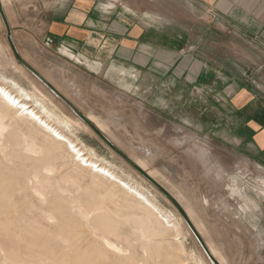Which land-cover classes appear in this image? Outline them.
<instances>
[{
	"label": "rangeland",
	"instance_id": "obj_1",
	"mask_svg": "<svg viewBox=\"0 0 264 264\" xmlns=\"http://www.w3.org/2000/svg\"><path fill=\"white\" fill-rule=\"evenodd\" d=\"M0 1L18 54L44 78L54 75L60 91L82 112L92 108L91 112L107 119L111 138L105 134L116 145L120 143L124 152L135 155L139 144L133 142L134 129L117 125L123 114L107 109L112 104L109 93L98 85L100 80L85 87L84 81L68 77L69 70L55 57L57 53H44L42 18L69 0ZM95 1L108 6L123 2ZM63 53L80 62L72 53ZM37 82L50 92L42 91ZM0 83L39 110L46 107L56 126L162 211L118 182L80 166L65 143L0 98V264H208L202 258V247L170 200L86 129L85 123L67 119L73 116L68 106L17 59L1 15ZM146 170L155 174L148 164ZM232 174L234 179L227 181L223 174L218 175L222 180L219 195H206L203 188L193 194L191 186H185L191 190V203L193 207L197 204V210L181 196V186L162 183L184 200L196 222L202 223L199 227L206 239L218 245L224 264H264L259 252L264 245L260 224L264 218V170L238 161ZM177 236L181 238L177 240Z\"/></svg>",
	"mask_w": 264,
	"mask_h": 264
},
{
	"label": "crops",
	"instance_id": "obj_2",
	"mask_svg": "<svg viewBox=\"0 0 264 264\" xmlns=\"http://www.w3.org/2000/svg\"><path fill=\"white\" fill-rule=\"evenodd\" d=\"M105 6L69 0L44 13V53L85 87L100 80L156 179L197 210L185 186L215 195L238 161L264 168V0Z\"/></svg>",
	"mask_w": 264,
	"mask_h": 264
},
{
	"label": "bare ground",
	"instance_id": "obj_3",
	"mask_svg": "<svg viewBox=\"0 0 264 264\" xmlns=\"http://www.w3.org/2000/svg\"><path fill=\"white\" fill-rule=\"evenodd\" d=\"M5 8V7H4ZM7 13V12H6ZM26 61V60H25ZM27 62V61H26ZM28 63V62H27ZM32 66V65H31ZM33 67V66H32ZM35 68V67H33ZM42 69V67H41ZM38 71V70H37ZM51 73L54 74V72L51 70ZM46 78L48 79V81L60 92L62 93V89L60 87V83L55 80V76L54 75H50L47 74L45 75ZM45 78V79H46ZM46 79V80H47ZM35 81V80H34ZM36 84V83H35ZM38 86H40V88H42V91H45L47 93L50 92L49 90H46V87L39 85V83L37 82ZM36 84V85H37ZM39 90V89H38ZM62 92H61V91ZM63 94V93H62ZM65 94V93H64ZM63 94V95H64ZM43 95V94H42ZM50 95V93H49ZM28 96V95H26ZM56 96V95H55ZM65 96V95H64ZM46 97V96H45ZM53 97V95H52ZM66 98H69L68 95L65 96ZM0 98H2L5 103L7 105H9L10 107H12L13 109L15 108L16 111L20 112V115H25L27 117H30L31 119H33L35 122L39 123V126H41L42 128L46 129V131H48L50 133V135H52L54 137V139L58 140L59 142H63L67 145L69 151L74 155L75 160L79 163L80 166L84 167V168H89L91 169V171L95 172L96 174H99L101 176H104L107 179H110L112 181L118 182L121 186H123L124 188L128 189L130 192H132L133 194H135L136 196H138L139 198H141L142 200H144L147 204H149L150 206H152L154 209L158 210L159 212H162L159 207H157L144 193H142L139 189H137L133 184H131L130 182L122 179L111 167H109V165L104 164L103 162H101L100 160L96 159L95 157H93L92 155H90L86 149L81 146L79 143H77L69 134H67L65 131H63L62 129H60L58 126L55 125V123H53V121L51 120L52 118V114L49 112H47V108L46 107H42L41 110H39L34 104L30 103L26 98H24V96H22L21 94L16 93L11 87L7 86L6 83L2 84L0 83ZM45 99V98H44ZM55 99V98H54ZM60 99V98H59ZM43 100V99H42ZM61 100V99H60ZM70 100V99H69ZM62 101V100H61ZM71 101V100H70ZM73 101V100H72ZM71 101V102H72ZM37 102H39L37 100ZM51 102V101H50ZM63 102V101H62ZM76 102V101H75ZM123 102V101H122ZM40 103V102H39ZM38 104V103H37ZM42 104V103H41ZM76 105V104H75ZM77 107H79L78 105H76ZM110 109V108H109ZM54 110V109H53ZM55 111V110H54ZM57 111V110H56ZM82 111V110H81ZM72 112V111H71ZM73 113V112H72ZM86 116H88V118H90V120L92 122H94L98 128H100L104 133H106L108 136H110L108 134L107 126L110 125L108 124L107 119L106 121L103 120L100 116L94 114V112L91 111H85L83 112ZM73 116H67V119L70 118L74 123L76 124H80L83 122L78 116H76L75 113L72 114ZM29 118V119H30ZM30 119V120H31ZM69 119V120H70ZM84 123V122H83ZM86 129L91 130V128L86 124ZM90 128V129H89ZM111 138V136H110ZM114 140V139H113ZM112 140V141H113ZM116 142V141H115ZM120 144V143H119ZM118 144V145H119ZM205 151V150H204ZM128 155L134 159L136 161V163L138 165H140L144 170H146V162L143 159H139L137 156H135L134 154H129ZM204 157V156H203ZM206 157V156H205ZM204 159V158H203ZM202 159V160H203ZM147 171V170H146ZM149 174L155 178V174H153L152 172H149ZM142 177V176H141ZM156 179V178H155ZM158 180V179H157ZM160 182V181H159ZM161 183V182H160ZM162 184V183H161ZM163 185V184H162ZM164 186V185H163ZM169 190V189H168ZM170 191V190H169ZM171 192V191H170ZM174 197L181 203V205L184 207V209L186 210V212L188 213V215L190 216L191 220L193 221L194 225L196 226V228L198 229V231L200 232L202 238L204 239L206 245L208 246L210 252L212 253V255L218 260V262L220 264H224L223 263V259L219 256V253L217 251V246L218 245H214L212 243V241H209V239H206V236L204 235V232H202L201 228L199 227L200 224H198V222H196L197 220L195 219L196 216L194 217L193 214L190 212V209H188V207L183 203L184 200H182L180 197H178L175 193L171 192ZM185 198V197H184ZM187 199V198H186ZM188 201V199H187ZM194 212V211H193ZM181 215V214H180ZM182 216V215H181ZM167 218V217H166ZM183 218V217H182ZM181 218V219H182ZM184 220V218H183ZM185 221V220H184ZM201 221V220H200ZM186 222V221H185ZM187 224V222H186ZM188 225V224H187ZM201 226V225H200ZM187 228L189 229L188 231L192 230L190 229L189 225L187 226ZM193 233V232H192ZM179 235V234H178ZM194 235V233H193ZM207 235V234H206ZM195 236V235H194ZM178 237V236H177ZM210 237V236H209ZM176 238V237H175ZM181 237L176 238L177 240L180 239ZM196 238V237H195ZM197 239V238H196ZM198 241V240H197ZM199 242V241H198ZM200 244V243H199ZM201 246V245H200ZM203 249V248H202ZM201 250L202 253V258H204V260L208 263V264H214L210 258L207 256L206 252L204 251V249ZM136 264V263H135ZM138 264V263H137ZM140 264V263H139Z\"/></svg>",
	"mask_w": 264,
	"mask_h": 264
},
{
	"label": "water",
	"instance_id": "obj_4",
	"mask_svg": "<svg viewBox=\"0 0 264 264\" xmlns=\"http://www.w3.org/2000/svg\"><path fill=\"white\" fill-rule=\"evenodd\" d=\"M0 15L5 23L7 30V37L12 46L14 53L17 59L40 81H42L58 98H60L68 108L76 114L85 124H87L91 130L105 143L107 144L114 152H116L121 158H123L132 168H134L140 175H142L146 180H148L153 186H155L166 198L170 200V202L176 207L179 213L182 215L184 220L189 225L190 229L194 233L195 237L199 241L201 247L206 252L207 256L214 264H220L218 260L212 255L208 246L206 245L204 239L202 238L200 232L194 225L190 216L181 205V203L174 197V195L163 186L157 179L152 177L148 171L144 170L140 165L136 163L134 159H132L126 152H124L118 145H116L98 126L88 118L73 102H71L68 98H66L62 93H60L48 80H46L35 68H33L29 63H27L17 52L12 40H11V27L8 22V18L4 7L0 1Z\"/></svg>",
	"mask_w": 264,
	"mask_h": 264
},
{
	"label": "built area",
	"instance_id": "obj_5",
	"mask_svg": "<svg viewBox=\"0 0 264 264\" xmlns=\"http://www.w3.org/2000/svg\"><path fill=\"white\" fill-rule=\"evenodd\" d=\"M260 169H263L264 170V168L263 167H261V166H258Z\"/></svg>",
	"mask_w": 264,
	"mask_h": 264
}]
</instances>
